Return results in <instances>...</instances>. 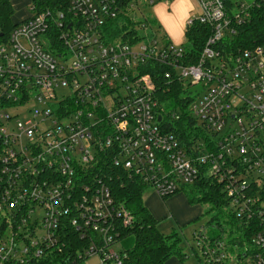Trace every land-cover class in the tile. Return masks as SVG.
Listing matches in <instances>:
<instances>
[{"label": "built area", "instance_id": "built-area-1", "mask_svg": "<svg viewBox=\"0 0 264 264\" xmlns=\"http://www.w3.org/2000/svg\"><path fill=\"white\" fill-rule=\"evenodd\" d=\"M130 0L134 10L140 2ZM196 0L194 23L211 32L195 63L185 47L155 32L122 41L105 37L121 0H66L64 8L38 10L0 38V264H29L58 245L61 220L99 264H122L116 222L132 215L87 168L103 150L115 165L167 197L208 175L236 216L251 230L250 244L235 258L225 242L197 241L204 264H264V47L223 54L221 39L264 0ZM167 67L165 78L189 89L200 85L188 108L210 139L185 146L165 131L157 115L154 82L142 69Z\"/></svg>", "mask_w": 264, "mask_h": 264}, {"label": "trees", "instance_id": "trees-1", "mask_svg": "<svg viewBox=\"0 0 264 264\" xmlns=\"http://www.w3.org/2000/svg\"><path fill=\"white\" fill-rule=\"evenodd\" d=\"M121 0V11L117 17L110 19L106 26L105 37L108 40L125 41L132 36L140 38L137 29L141 22L135 20L127 2ZM162 0H159L160 2ZM157 2V3H158ZM38 10L46 8H64L66 0H32ZM156 4V3H155ZM234 2L227 1L229 7ZM13 6L10 0H0V38H4L17 24L11 21ZM153 23L154 19L151 20ZM211 28L208 25L194 23L184 30L187 45L184 46L186 62L195 63L199 52L209 36ZM166 36L165 34H163ZM257 46L264 47V6L249 8V18L241 24H234L233 33L226 34L220 41L219 49L223 54H237L240 51ZM167 67L160 63H151L142 69L148 73L155 85L154 97L157 100V115L161 117V125L165 131L174 132L185 146L197 143L201 138L210 139L201 122L194 117L188 108L190 98L188 88L182 81L165 78ZM188 92L187 95L185 93ZM113 155L103 150L98 155V161L87 168L90 177L100 178L111 190L118 203L132 215L128 224L116 222V245L122 259V264H165L171 256H177L181 261L186 257L184 248L180 245V236L176 231L169 234L161 232L158 220L150 212L143 201L146 186L136 176L114 164ZM190 203L207 202L210 211L215 214L210 224L227 230V243L236 245L237 254L250 244L251 230L247 224L236 216V211L230 207L229 200L222 190V183L208 175L193 184L182 187ZM181 189V190H182ZM222 222V223H221ZM223 225L225 227H223ZM5 224L0 225V241ZM60 241L58 245L44 248L43 253L33 258L29 264H79L77 258L87 246V239L81 237L71 224L69 217L61 220L58 230ZM207 237L215 242L222 239V233L215 228L208 230ZM231 253L233 248L231 247ZM11 264V263H8Z\"/></svg>", "mask_w": 264, "mask_h": 264}, {"label": "rangeland", "instance_id": "rangeland-1", "mask_svg": "<svg viewBox=\"0 0 264 264\" xmlns=\"http://www.w3.org/2000/svg\"><path fill=\"white\" fill-rule=\"evenodd\" d=\"M10 2L13 6L12 22L18 23L30 15L32 0H10ZM171 2L172 0H162L159 2V18L157 17V10H155L156 5L146 4L142 1L134 7L132 14L136 21L144 25L141 28V33L155 32L159 37L165 34L169 41L180 47H184L187 45V41L184 37L185 26L181 24L180 20L182 13L175 6L172 7L170 5ZM185 3L188 4V1H185ZM182 5L184 7V4ZM195 5L191 9V13H189V18L197 17L198 15ZM152 19L155 20L154 23L151 21ZM199 87L200 85L189 87V95L193 96L199 90ZM143 201L158 220V229L165 234L176 231L180 236V245L186 252V257L183 261L173 255L167 259L165 264H204L202 250L198 247L197 241L201 236H207L208 230L212 227L219 234L222 233V240L226 244L224 250L232 259L235 258L236 252L239 249L236 245L233 246L227 243L226 227L223 225L225 229L221 231V228L217 227L215 222L209 223L215 214L214 210L210 211L209 203H190L183 189L165 198L160 197L151 189H146L143 193ZM231 247L234 253H231ZM116 248H118V245H116ZM98 262V256L92 255L83 264H99Z\"/></svg>", "mask_w": 264, "mask_h": 264}, {"label": "crops", "instance_id": "crops-1", "mask_svg": "<svg viewBox=\"0 0 264 264\" xmlns=\"http://www.w3.org/2000/svg\"><path fill=\"white\" fill-rule=\"evenodd\" d=\"M185 1H188V4H186ZM182 2H184V3H182ZM182 4H184V7H183ZM185 4H186V6H185ZM155 5H156L155 6V10H157V13H158L157 14V17L159 18V2L157 4H155ZM170 5L172 7L175 6V8H177V10H179L182 13L181 14V17H180V20H181V24L183 26H185L186 21L189 19V17H188L189 16V13H191V9H193L194 5L197 7V10H198V5L196 3V0H172V2L170 3ZM150 212H151V210H150Z\"/></svg>", "mask_w": 264, "mask_h": 264}, {"label": "water", "instance_id": "water-1", "mask_svg": "<svg viewBox=\"0 0 264 264\" xmlns=\"http://www.w3.org/2000/svg\"><path fill=\"white\" fill-rule=\"evenodd\" d=\"M0 35H1V33H0Z\"/></svg>", "mask_w": 264, "mask_h": 264}]
</instances>
